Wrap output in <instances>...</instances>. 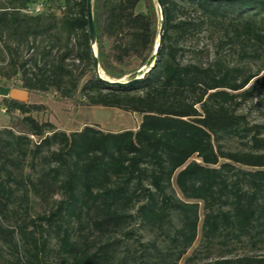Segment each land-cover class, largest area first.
Instances as JSON below:
<instances>
[{
    "label": "trees",
    "instance_id": "trees-1",
    "mask_svg": "<svg viewBox=\"0 0 264 264\" xmlns=\"http://www.w3.org/2000/svg\"><path fill=\"white\" fill-rule=\"evenodd\" d=\"M160 1L154 67L111 86L87 0H0V82L141 116L68 132L43 104L0 100V264H264V120L247 113L264 119V0ZM92 10L101 71L142 75L127 68L154 53L156 1Z\"/></svg>",
    "mask_w": 264,
    "mask_h": 264
},
{
    "label": "rangeland",
    "instance_id": "rangeland-1",
    "mask_svg": "<svg viewBox=\"0 0 264 264\" xmlns=\"http://www.w3.org/2000/svg\"><path fill=\"white\" fill-rule=\"evenodd\" d=\"M48 9L54 10L57 14L60 13L59 8L53 6L52 8L41 6V11L39 13H44ZM94 51L96 52V47L94 48ZM140 65V61L135 60L131 66L127 68V70H134L135 73H133V75H137L145 71L146 68V65L143 67H140ZM100 74L102 77L108 78L101 70ZM130 78L131 76L127 75L119 81H127ZM29 102L43 104L46 107V110L42 114L38 115V118L47 120L51 122L57 129L68 132L79 130L83 128L84 125H98L104 131L118 132L123 131L126 127L133 128L134 123L138 122L139 120L138 115L126 113L117 109L93 108L91 110H87L81 109L73 104L57 103L52 100L50 94H35L30 98ZM247 113L251 122L264 120L256 111ZM8 120V116L0 110V128L5 126L4 124L7 125ZM200 239L201 229L199 230L197 241L189 250L187 256H190L193 250L198 248ZM199 262L201 263V261ZM180 264H184V261L180 262Z\"/></svg>",
    "mask_w": 264,
    "mask_h": 264
},
{
    "label": "water",
    "instance_id": "water-1",
    "mask_svg": "<svg viewBox=\"0 0 264 264\" xmlns=\"http://www.w3.org/2000/svg\"><path fill=\"white\" fill-rule=\"evenodd\" d=\"M155 1L157 4V7L159 9V13H160V27H159V32H158V37H157V42H156L154 53H153L152 57L150 58V60L148 61V63L146 64L145 71L143 72L142 75L135 77L134 79H132L130 81H113V80H110L108 78L102 77L100 74L101 69L99 66V62L97 59L96 52L94 51V48L96 46V33H95V27H94V22H93V10H92L93 0H87L88 33H89V40H90V45H91L92 54H93L94 71H95L96 77L100 81H102L103 83H105L107 85H111V86L132 85L135 82L142 80L149 73V71L154 67V65L157 61V58H158L161 42L163 39L164 23H165L161 1L160 0H155Z\"/></svg>",
    "mask_w": 264,
    "mask_h": 264
},
{
    "label": "crops",
    "instance_id": "crops-1",
    "mask_svg": "<svg viewBox=\"0 0 264 264\" xmlns=\"http://www.w3.org/2000/svg\"><path fill=\"white\" fill-rule=\"evenodd\" d=\"M34 95L35 94H28L26 91L15 87L12 83L5 85L3 82H0V100L3 98H11V99L27 102L30 101V98ZM84 109L91 110L93 108H84ZM138 118L139 120L138 122L134 123L133 128L126 127L124 128V130L136 131L141 123V116H139Z\"/></svg>",
    "mask_w": 264,
    "mask_h": 264
},
{
    "label": "built area",
    "instance_id": "built-area-1",
    "mask_svg": "<svg viewBox=\"0 0 264 264\" xmlns=\"http://www.w3.org/2000/svg\"><path fill=\"white\" fill-rule=\"evenodd\" d=\"M40 11H41V5H37V6H35V8L29 9L27 11V13H29V14H38ZM0 110H1V112L5 113L4 109H0Z\"/></svg>",
    "mask_w": 264,
    "mask_h": 264
}]
</instances>
